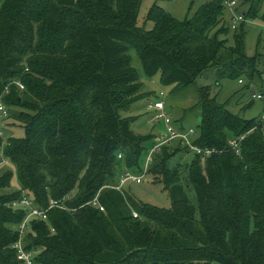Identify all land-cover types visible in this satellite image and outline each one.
<instances>
[{
	"label": "trees",
	"instance_id": "16d2710c",
	"mask_svg": "<svg viewBox=\"0 0 264 264\" xmlns=\"http://www.w3.org/2000/svg\"><path fill=\"white\" fill-rule=\"evenodd\" d=\"M240 1L235 11L245 20L225 46L220 30L231 28L222 0H204L183 20L153 3L148 29L136 25L141 0H0V100L20 109L11 117L24 129L5 141L0 134V161L13 166L0 175V189L13 175L19 184L0 194V264H21L12 245L28 209L10 203L22 195L46 213L29 219L23 234L35 264H264V113L234 114L207 86L198 88L188 108L199 116L192 139L216 152L193 153L183 178L181 164L168 165L177 153L171 146L145 165L161 123L142 134L133 126L138 115L120 114L157 97L140 91L131 49L143 73L172 91L212 67L219 78L244 81L245 92L253 84L263 93L243 25L264 0ZM182 120L173 121L178 130L187 129ZM240 136L236 154L229 140ZM124 172L158 177L171 207L115 189ZM95 197L101 210L90 203Z\"/></svg>",
	"mask_w": 264,
	"mask_h": 264
},
{
	"label": "rangeland",
	"instance_id": "374dc122",
	"mask_svg": "<svg viewBox=\"0 0 264 264\" xmlns=\"http://www.w3.org/2000/svg\"><path fill=\"white\" fill-rule=\"evenodd\" d=\"M202 1L203 0H141V6L136 18V25L140 28L144 25V27L148 29V24L151 23L146 21L145 15L153 3H158L172 16L179 20H183L195 11L198 6L203 3ZM240 2L241 1L239 0V3ZM237 9H239V6ZM263 13L264 3L260 11L257 12V18L250 17L245 21L243 25V31H245L243 46L244 52L248 57L252 55L257 57V60L259 61L257 67L260 71L257 82L263 83L264 85V22L261 21ZM224 16L226 19L225 25L231 23L232 16H230L229 10L224 11ZM150 27L151 26H149V28ZM217 30H219V28ZM220 32V38L223 39L227 37L229 39L225 46H230V44H232V34L234 31L230 29L228 34H225L221 30ZM130 55L131 65H133L138 72L139 82L141 83L140 91L152 92L157 95L154 99H152L153 97L140 99L134 104L129 113H120L122 116H139L133 124L135 131L138 133L145 134L148 131H154V126H159L160 123H152L147 114L149 111L147 109V104L157 98H161L164 101L165 109L172 115L171 117L174 123H177V121L180 122L182 118L183 124H186L187 127H196L199 122V116L198 114L188 111V108L197 102L199 96L198 88L205 86L208 87L209 93H211L212 96H215L218 102H226L227 108H229V110L234 114L238 113L245 118H252L258 117L264 113L262 101L252 97L253 93H259V87L257 85L251 84L250 89L245 92L243 90L245 89L243 85L244 81L241 83L238 82L237 79L230 77L219 78L216 69L207 67L197 77H195V80L190 83V85L185 88L172 91L171 86H164L160 83L159 75L147 77L143 73L142 66L134 49L130 50ZM160 91L163 92V95H159ZM250 99H252V101L249 108H244V104ZM8 109H12L11 115L8 113ZM18 110L20 109L16 107H7L6 114H0V134H2L4 141L9 136L22 137L24 134L23 125L11 117L13 115L12 113H15V111ZM180 144L181 143L177 140L176 142L168 144V146H171L170 149L173 151L176 150L177 153L176 156L172 158L168 157L167 161L169 166L181 164L180 166L182 167L180 170L183 178L186 175L184 166L191 161L193 153L189 151L187 153L179 151L178 148L181 147ZM0 162H2V164H0V175L6 170L13 169L12 164L8 160L2 159ZM157 178L158 177H153L146 173L139 181L126 182L122 188L129 189L128 187H130L135 197L142 202H148L160 208H170L171 201L169 199L168 192L164 189L163 184L159 183ZM18 188V180L15 175H13L10 186L0 189V194L15 191ZM188 195L190 198L194 197L191 189L188 190ZM132 216H134L133 212Z\"/></svg>",
	"mask_w": 264,
	"mask_h": 264
},
{
	"label": "built area",
	"instance_id": "2783aa9c",
	"mask_svg": "<svg viewBox=\"0 0 264 264\" xmlns=\"http://www.w3.org/2000/svg\"><path fill=\"white\" fill-rule=\"evenodd\" d=\"M226 7L231 11V23H230V28L234 29L235 25L238 22H241L245 20V17L240 14L239 12L235 11V8L239 4V0H222ZM239 82H242L241 80H238ZM16 84L19 86V88H23V86L19 83L16 82ZM159 95H163V92L160 91ZM253 98H256L264 104V92H259L257 94L253 93L252 94ZM147 109L150 110V120L154 123H161L164 127V130L161 132L158 136L155 137V143L149 148V150L146 153V160H145V165L151 161L152 155L156 152H159L161 147L163 145H168L173 142L179 141L186 149L194 153L196 155H200L201 157H207L211 153L216 152L213 148L207 147V148H202L198 145H196L192 139L193 135L195 134V130L193 127L187 128L185 130H178L175 128L173 125V120L171 115L164 109V101L160 98H157L153 100L152 102L147 104ZM7 112L6 106L2 103L0 100V114L5 115ZM242 139V136L239 137V139H230L229 140V145L234 149V152L237 154L238 152V144L239 140ZM2 164V162H0ZM143 177L142 175H136L133 173L129 172H124L120 176L119 183L114 186L116 189H121L122 186L126 182H131V181H139L140 178ZM90 203H92L94 206H98V208L101 210L102 206L100 207L99 203H97L96 197L93 198ZM31 200L26 197L25 195H22L21 198L18 200H14L10 203V206L15 208V207H25L28 209L26 216L22 219V221L19 223L17 226L18 230V239L17 241L14 242L12 245V248L16 250L17 254V259L20 260L21 264H35L34 262V253L30 250L25 249L24 244H23V234L25 230L28 227V221L29 219L32 218H38V219H44L46 218V213L45 211H41L36 207H33L31 205ZM56 203L53 200H50V207L55 205ZM61 208H64L63 206H59ZM134 216L136 215L135 212H133Z\"/></svg>",
	"mask_w": 264,
	"mask_h": 264
},
{
	"label": "crops",
	"instance_id": "0c3cea01",
	"mask_svg": "<svg viewBox=\"0 0 264 264\" xmlns=\"http://www.w3.org/2000/svg\"><path fill=\"white\" fill-rule=\"evenodd\" d=\"M203 1H204V0H203ZM203 1H202V2H203ZM230 15H231V13H230ZM149 26H151V24H148V27H149ZM263 105H264V104H263ZM263 107H264V106H263ZM160 125H161V127H160V128H161V129H160L161 131H160L159 134H160V136H161V132L164 130V127H163L162 124H160ZM187 128H189V127H187ZM193 137H194V136H193ZM154 140H155V139H154Z\"/></svg>",
	"mask_w": 264,
	"mask_h": 264
}]
</instances>
